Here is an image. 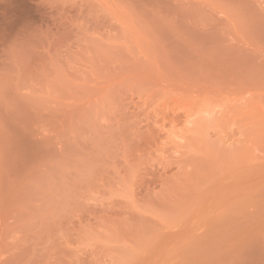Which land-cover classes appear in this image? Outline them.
<instances>
[{
  "label": "rangeland",
  "instance_id": "obj_1",
  "mask_svg": "<svg viewBox=\"0 0 264 264\" xmlns=\"http://www.w3.org/2000/svg\"><path fill=\"white\" fill-rule=\"evenodd\" d=\"M0 264H264V0H0Z\"/></svg>",
  "mask_w": 264,
  "mask_h": 264
}]
</instances>
